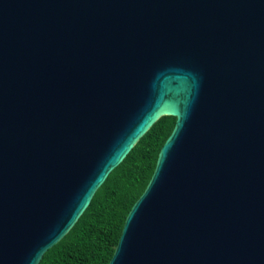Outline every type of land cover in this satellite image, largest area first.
<instances>
[{"label":"water","instance_id":"95a60500","mask_svg":"<svg viewBox=\"0 0 264 264\" xmlns=\"http://www.w3.org/2000/svg\"><path fill=\"white\" fill-rule=\"evenodd\" d=\"M162 116L108 264H264V0H0V264H38Z\"/></svg>","mask_w":264,"mask_h":264},{"label":"trees","instance_id":"16d2710c","mask_svg":"<svg viewBox=\"0 0 264 264\" xmlns=\"http://www.w3.org/2000/svg\"><path fill=\"white\" fill-rule=\"evenodd\" d=\"M176 118L162 116L96 190L71 229L38 264H108L126 217L145 191Z\"/></svg>","mask_w":264,"mask_h":264}]
</instances>
